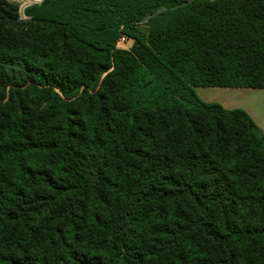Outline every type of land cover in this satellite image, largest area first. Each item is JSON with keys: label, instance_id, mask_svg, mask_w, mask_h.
I'll return each mask as SVG.
<instances>
[{"label": "trees", "instance_id": "obj_1", "mask_svg": "<svg viewBox=\"0 0 264 264\" xmlns=\"http://www.w3.org/2000/svg\"><path fill=\"white\" fill-rule=\"evenodd\" d=\"M22 11L0 0V264H264V139L194 90L264 87V0Z\"/></svg>", "mask_w": 264, "mask_h": 264}, {"label": "crops", "instance_id": "obj_2", "mask_svg": "<svg viewBox=\"0 0 264 264\" xmlns=\"http://www.w3.org/2000/svg\"><path fill=\"white\" fill-rule=\"evenodd\" d=\"M194 90L204 103L218 104L226 110H244L264 139V87L196 86Z\"/></svg>", "mask_w": 264, "mask_h": 264}, {"label": "built area", "instance_id": "obj_3", "mask_svg": "<svg viewBox=\"0 0 264 264\" xmlns=\"http://www.w3.org/2000/svg\"><path fill=\"white\" fill-rule=\"evenodd\" d=\"M132 43H133V38L122 33L119 35L116 41V47L128 49L131 47Z\"/></svg>", "mask_w": 264, "mask_h": 264}, {"label": "rangeland", "instance_id": "obj_4", "mask_svg": "<svg viewBox=\"0 0 264 264\" xmlns=\"http://www.w3.org/2000/svg\"><path fill=\"white\" fill-rule=\"evenodd\" d=\"M9 1L17 3L19 5V10L23 9L27 5L40 2V0H25V1L24 0H9ZM20 15H21V18H26L24 14L20 13Z\"/></svg>", "mask_w": 264, "mask_h": 264}, {"label": "water", "instance_id": "obj_5", "mask_svg": "<svg viewBox=\"0 0 264 264\" xmlns=\"http://www.w3.org/2000/svg\"><path fill=\"white\" fill-rule=\"evenodd\" d=\"M163 9V8H162ZM20 13L21 14H23V11H22V9L20 10ZM152 15H154V14H152ZM151 16V15H150ZM150 16H148V17H146V18H144L143 20H147Z\"/></svg>", "mask_w": 264, "mask_h": 264}, {"label": "bare ground", "instance_id": "obj_6", "mask_svg": "<svg viewBox=\"0 0 264 264\" xmlns=\"http://www.w3.org/2000/svg\"><path fill=\"white\" fill-rule=\"evenodd\" d=\"M25 1V0H24ZM21 2H23V1H21Z\"/></svg>", "mask_w": 264, "mask_h": 264}]
</instances>
